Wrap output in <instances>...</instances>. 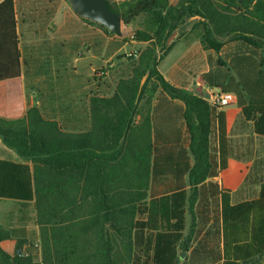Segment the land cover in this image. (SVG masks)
Listing matches in <instances>:
<instances>
[{"label": "trees", "instance_id": "obj_1", "mask_svg": "<svg viewBox=\"0 0 264 264\" xmlns=\"http://www.w3.org/2000/svg\"><path fill=\"white\" fill-rule=\"evenodd\" d=\"M107 2L123 28L135 27L134 40L148 45L111 96L91 97V125L82 132L65 130L36 106L26 108L15 0L0 2V138L31 162L0 159V198L35 200L39 227L35 241L24 227L0 225V264H178L187 192L157 195L153 181L173 172L189 174L198 185L215 174L216 119L223 157L229 141L224 107L172 84L159 69L170 38L192 18H200L192 30L205 49L219 52L228 40L239 41L228 62L218 59V73L211 70L204 79L235 92L243 117L264 136V0ZM157 94L170 100L155 106ZM175 100L182 102L175 111L189 135V150L178 153L169 148L181 140L180 130L170 127L174 110L168 105ZM222 205V264H264V181L258 198L232 205L223 192ZM8 239L17 240L14 254L2 246Z\"/></svg>", "mask_w": 264, "mask_h": 264}, {"label": "crops", "instance_id": "obj_2", "mask_svg": "<svg viewBox=\"0 0 264 264\" xmlns=\"http://www.w3.org/2000/svg\"><path fill=\"white\" fill-rule=\"evenodd\" d=\"M15 7L26 108L38 107L45 118L59 121L67 131L88 130L91 125V97L111 96L119 80L131 74L133 64L130 65L132 60L129 52L139 41L124 42L121 37L108 33L98 23L83 19L72 9L68 0H15ZM187 34L192 35V31L189 29ZM196 37L197 40L191 39L183 45L180 54L173 59L166 72L160 67L172 84L191 91H195L191 84L197 74L196 68H203V75L211 71L213 65L217 67L215 73L220 70V58L215 59L212 49L203 47L198 32ZM180 43L182 41L177 45ZM128 64L129 68L126 67ZM124 66L126 73L123 71ZM70 69L73 70L70 73L72 75L65 76ZM208 87L210 90L213 86ZM161 98L168 97L157 94L154 98L155 106ZM176 105H182V102L175 100L168 105L169 108L173 106L174 110L173 115L169 113L173 117L170 127L173 126L175 131L180 130L181 140L179 143L171 142L169 148L178 153L185 148L189 150V135L184 119L175 111ZM223 111L229 141L223 157L216 119L211 150L215 174L198 185H192L189 174L170 172L166 176H158L152 184L153 192L157 195L180 189L187 192L186 223L177 243L178 264H222L223 192L230 194L231 204L234 205L258 198L261 182L264 181V157L257 161L254 154L250 159V153L257 152V141L264 139V136L253 132V121L243 117L238 98L224 107ZM0 144H3L1 138ZM3 152H0V159L31 165L30 161L21 156L18 158L13 154L10 158ZM247 152L248 155H244ZM189 155L193 165L195 158L190 152ZM3 202L15 204L4 207L1 205ZM0 225L24 227L27 239L38 240L35 200L0 198ZM16 242V239L4 240L2 246L14 254ZM184 246L188 248L183 249Z\"/></svg>", "mask_w": 264, "mask_h": 264}, {"label": "rangeland", "instance_id": "obj_3", "mask_svg": "<svg viewBox=\"0 0 264 264\" xmlns=\"http://www.w3.org/2000/svg\"><path fill=\"white\" fill-rule=\"evenodd\" d=\"M115 6L120 8V5L118 2L115 3ZM196 21L197 20H191V19L188 20V24L186 26L184 25V27H182L181 30L177 31L173 35V37L170 38L168 45H172V48L170 49V51L167 54H164V56L162 58H160L159 69L161 67L166 72V70L170 66L171 62L173 61V59L177 58V56L180 54L181 48L183 47V45L185 43H187V41H190L191 39L197 40L196 34H197L198 30L197 29L192 30V26ZM136 27H140V25H137ZM134 28L135 27L133 25L123 28V31H124L123 36L127 37V39H128L127 41L134 40V38L132 36V30ZM189 29L192 31L193 36L187 34ZM180 41H182V43L177 45V43H179ZM238 44H239V41L228 40L226 42V44L224 45V47L221 49V51L216 52L214 50H211V52L214 53L215 59L217 57H219V58H222L228 62V60H229L228 56L230 55L231 52H233L238 47L237 46ZM147 45H148V43L137 42L135 44V48H132V47L130 48L131 52H129V58H132L131 59L132 61H130L131 62L130 65L135 62V59L137 58L139 51L144 49V47H146ZM161 53H163V52L161 51ZM106 66H111V65L107 64ZM215 66L214 65L212 66V70H214L216 72L217 69L215 70V68H217V67H215ZM126 67L129 68V64ZM126 67L124 66V70H123V71H125V73L127 71V70H125ZM171 69H173V67ZM233 72L236 75L234 70H233ZM70 73H73V70H71V69L67 70L65 73V76L72 75ZM196 73L197 74L194 77L193 84H191V85H193V88L195 90L193 92L197 93L198 95H200L206 99L211 100V98H212L211 93L213 91V87H211L209 90V87H208L209 84L204 80L203 68H196ZM233 93L236 94L235 92H233ZM257 143L259 144V146L257 147L258 148L257 152L250 153V159L253 158L254 154H256L255 159H257V161H261L260 157H262V158L264 157V139L258 140ZM3 148L5 149L4 152H3ZM8 150L11 152H8ZM0 152H3L5 154V156L10 157V158H11V156H13V154L15 156H17L18 158H20V155L16 151L7 147L4 143L2 145L0 144ZM244 155H248V152L245 153ZM14 204H15L14 202H3L1 205L4 207L5 206L7 207V206H13Z\"/></svg>", "mask_w": 264, "mask_h": 264}, {"label": "water", "instance_id": "obj_4", "mask_svg": "<svg viewBox=\"0 0 264 264\" xmlns=\"http://www.w3.org/2000/svg\"><path fill=\"white\" fill-rule=\"evenodd\" d=\"M68 1L70 2L72 9L78 15L104 25L119 37L124 35L122 19L119 14L111 8L107 0ZM147 78L148 73L143 76L140 89L145 85Z\"/></svg>", "mask_w": 264, "mask_h": 264}, {"label": "built area", "instance_id": "obj_5", "mask_svg": "<svg viewBox=\"0 0 264 264\" xmlns=\"http://www.w3.org/2000/svg\"><path fill=\"white\" fill-rule=\"evenodd\" d=\"M211 94L210 102L219 107H226L237 100V95L233 92H221L218 88H213Z\"/></svg>", "mask_w": 264, "mask_h": 264}]
</instances>
